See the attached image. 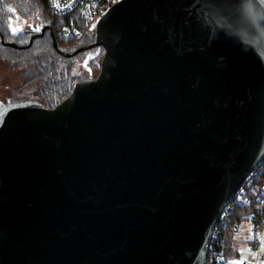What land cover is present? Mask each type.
<instances>
[{"label":"water","instance_id":"obj_1","mask_svg":"<svg viewBox=\"0 0 264 264\" xmlns=\"http://www.w3.org/2000/svg\"><path fill=\"white\" fill-rule=\"evenodd\" d=\"M253 10L121 0L93 44L61 53L103 48L96 78L52 109L0 104V264H204L264 161V4Z\"/></svg>","mask_w":264,"mask_h":264},{"label":"trees","instance_id":"obj_2","mask_svg":"<svg viewBox=\"0 0 264 264\" xmlns=\"http://www.w3.org/2000/svg\"><path fill=\"white\" fill-rule=\"evenodd\" d=\"M81 12L79 8L69 14H56L50 0H0V60L24 70L23 87L32 88L36 93L35 101L46 108L52 109L69 98L75 85L83 80L81 72L93 78L100 73L105 54L103 48L86 50L71 58L61 55L73 54L95 42V29L86 23ZM15 20L47 30L43 35L33 37L28 31L13 34L10 23L13 27ZM1 38L16 47L4 45ZM261 170L262 174L255 181L257 189L250 190L245 196L249 203L243 206L241 202L232 207L217 247V254L223 255L225 261L216 264H228V261L240 258L234 241L243 222L264 230V164Z\"/></svg>","mask_w":264,"mask_h":264},{"label":"built area","instance_id":"obj_3","mask_svg":"<svg viewBox=\"0 0 264 264\" xmlns=\"http://www.w3.org/2000/svg\"><path fill=\"white\" fill-rule=\"evenodd\" d=\"M121 0H50L52 10L59 15H65L77 11L79 8L82 9L81 15L85 19L86 23L93 29L96 28L98 22L105 17L112 7ZM59 5L57 7L56 5ZM83 6V7H82ZM264 161L259 164L249 176L237 192L235 198L230 204L223 210L216 223L210 241L207 247V254L204 264H216L217 262H224L225 258L221 254H217V247L219 246V236L221 232L226 229L227 221L230 216L232 207L234 204L242 202L245 206L249 203L246 199V195L252 189H257L255 181L262 174V167ZM238 229L237 227L235 228ZM264 231V230H263ZM258 228V225H251L249 246L252 251L257 253V258L252 263L243 261V264H259V259H264V233ZM263 253V254H262ZM241 261L240 258L233 259ZM232 261V260H230ZM228 261V264H230Z\"/></svg>","mask_w":264,"mask_h":264},{"label":"rangeland","instance_id":"obj_4","mask_svg":"<svg viewBox=\"0 0 264 264\" xmlns=\"http://www.w3.org/2000/svg\"><path fill=\"white\" fill-rule=\"evenodd\" d=\"M29 24L30 22L15 20L13 22V27L18 29L16 33L26 32L29 30ZM23 72L24 70L22 68L7 64L5 61L0 60V104L35 101V91H32V88L30 87H23L25 85ZM95 75H97V73ZM80 76L84 79L88 77V73L83 74L81 72ZM250 229L251 226L246 222H243L239 227V231L235 236L234 241L240 260L248 263H252L257 258V253L250 249L248 243ZM259 264H264V259L260 258Z\"/></svg>","mask_w":264,"mask_h":264},{"label":"snow or ice","instance_id":"obj_5","mask_svg":"<svg viewBox=\"0 0 264 264\" xmlns=\"http://www.w3.org/2000/svg\"><path fill=\"white\" fill-rule=\"evenodd\" d=\"M235 3H236L237 12L239 14L242 15L244 13H247L248 16H254L256 15V13L253 10L254 5L256 3L264 4V0H235ZM56 6L59 7L58 4ZM12 11H15V9H12ZM10 27H11L13 34H15L18 31L17 28L11 26V23H10ZM230 264H243V261L242 260L241 261L232 260L230 261Z\"/></svg>","mask_w":264,"mask_h":264},{"label":"flooded vegetation","instance_id":"obj_6","mask_svg":"<svg viewBox=\"0 0 264 264\" xmlns=\"http://www.w3.org/2000/svg\"><path fill=\"white\" fill-rule=\"evenodd\" d=\"M44 28H46V27H44ZM43 28H39V27H36V26H33V25H29V30H27L28 31V33H31L32 34V37L33 36H39V35H41V30H42ZM47 30V29H46ZM92 76H89V77H87V78H84L83 80H85V79H88V78H91ZM93 78V77H92ZM82 81V80H81Z\"/></svg>","mask_w":264,"mask_h":264}]
</instances>
